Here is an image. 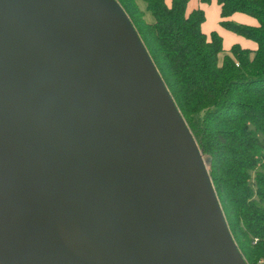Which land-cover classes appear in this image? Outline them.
<instances>
[{
  "label": "water",
  "instance_id": "obj_1",
  "mask_svg": "<svg viewBox=\"0 0 264 264\" xmlns=\"http://www.w3.org/2000/svg\"><path fill=\"white\" fill-rule=\"evenodd\" d=\"M0 264H250L118 0H0Z\"/></svg>",
  "mask_w": 264,
  "mask_h": 264
},
{
  "label": "trees",
  "instance_id": "obj_2",
  "mask_svg": "<svg viewBox=\"0 0 264 264\" xmlns=\"http://www.w3.org/2000/svg\"><path fill=\"white\" fill-rule=\"evenodd\" d=\"M118 1L204 152L231 230L244 241L239 247L258 264L264 258V0H218L224 18L244 11L260 23L223 19L258 42L255 50L234 44L230 52L218 31L202 30V8L187 13L188 0Z\"/></svg>",
  "mask_w": 264,
  "mask_h": 264
},
{
  "label": "crops",
  "instance_id": "obj_3",
  "mask_svg": "<svg viewBox=\"0 0 264 264\" xmlns=\"http://www.w3.org/2000/svg\"><path fill=\"white\" fill-rule=\"evenodd\" d=\"M171 5L172 0H166ZM202 8L205 11V20L202 22V30L208 35L216 30L223 37V48L225 51L230 52L234 44H240L244 48L257 49L258 42L252 38L246 37L226 26L222 25L223 19L232 20L238 23H244L249 25H259V20L244 11H235L227 17L222 16V6L218 0H210L205 2L202 0H188L187 13H190L194 9Z\"/></svg>",
  "mask_w": 264,
  "mask_h": 264
},
{
  "label": "rangeland",
  "instance_id": "obj_4",
  "mask_svg": "<svg viewBox=\"0 0 264 264\" xmlns=\"http://www.w3.org/2000/svg\"><path fill=\"white\" fill-rule=\"evenodd\" d=\"M140 1V3L142 4V5H144V3L141 1V0H139ZM147 19H149V20H151L152 19V16H151V14L149 13L148 15H147ZM224 209V208H223ZM224 212H225V210H224ZM231 228V227H230ZM233 233V232H232ZM234 235V234H233ZM235 237V236H234ZM235 239H236V237H235ZM236 241L238 242L239 241V243H242L243 244V240H242V238H241V236H240V233L238 232L237 233V239H236ZM244 254V253H243ZM245 256V255H244ZM246 257V256H245ZM247 259V258H246ZM248 260V259H247ZM250 263V262H249ZM261 263H264V258H261L260 260H259V263L258 264H261Z\"/></svg>",
  "mask_w": 264,
  "mask_h": 264
}]
</instances>
